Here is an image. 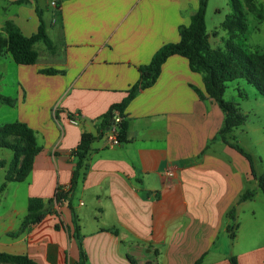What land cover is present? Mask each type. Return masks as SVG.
<instances>
[{"label":"crops","instance_id":"0c3cea01","mask_svg":"<svg viewBox=\"0 0 264 264\" xmlns=\"http://www.w3.org/2000/svg\"><path fill=\"white\" fill-rule=\"evenodd\" d=\"M15 1L0 0V32L10 20L31 36L40 24L38 0ZM51 5L53 14L47 15L58 28L47 33L54 52L47 48L33 65L16 64L10 55L0 58V94L16 100L14 106L0 103V125L12 122L5 117L14 113L36 132L42 147L24 182L1 189L7 167L0 168V251L29 255L38 264H78L81 248L88 264H132L130 257L136 264H194L204 254L203 264H231V256L239 264H264V243L236 255L217 245L223 231L241 227L240 215L253 207L249 202L257 190L253 199L238 200L257 183L246 157L218 138L224 112L214 99L198 96L194 87L205 91L203 76L181 55L168 58L157 81L129 103L126 142L112 145L109 128L93 142L85 178L72 196L80 236L73 235L67 200L19 233L27 214L17 225L22 211L9 200L16 189L24 185L28 199L52 198L59 186L69 189L76 167L71 152L82 133L99 134L102 116L139 81L140 66L163 45L180 41L179 27L190 24L199 0H53ZM214 32L213 38L220 35ZM46 68L63 73L47 75L41 72ZM256 92L232 101L248 120L229 139L253 156L262 174L264 98ZM251 99L255 104L246 106ZM253 134L248 143L242 139ZM12 157L13 152H0L7 162ZM168 167L175 172L171 182L163 179ZM233 206L234 221L226 217ZM251 214L250 222L264 232V215L255 208ZM235 237L231 233L232 241Z\"/></svg>","mask_w":264,"mask_h":264},{"label":"trees","instance_id":"16d2710c","mask_svg":"<svg viewBox=\"0 0 264 264\" xmlns=\"http://www.w3.org/2000/svg\"><path fill=\"white\" fill-rule=\"evenodd\" d=\"M26 0H16V4L25 3ZM209 0H199V7L191 16L188 26H180V41L163 45L153 55L151 61L139 68L140 79L129 90L127 96L117 104H113L102 116V128L98 135L90 132H83L76 148L71 152L75 158L76 167L69 189L58 187L52 198L30 197L28 201V212L24 217L20 232L22 233L32 225L40 223L46 215L53 213L56 204L68 201V206L73 213L74 237L80 236L78 218L74 211L72 201L73 191L83 181L88 169V158L92 151V144L98 138L105 135L107 128L114 124L117 117H120L117 137L121 143L128 140V123L126 120V108L135 98L141 89L151 87L159 78L164 63L173 55H181L188 59L190 68L194 72L202 74L205 91L194 87L201 99H214L225 115L224 124L218 133V138L229 144L249 161L251 174L256 181L258 188L264 194V173L258 174L254 166V158L241 145L229 139V134L236 128L244 125L248 117L242 112L239 104L227 101L224 98L228 83L238 79L246 80L256 89L258 94L264 98V51L251 49L247 41L249 31L248 15L252 14L260 22L264 23V9L256 5L255 0H230L229 5L232 13L227 15L221 23L220 28L228 33L224 47H213L210 44V34L207 31L206 13ZM59 9V5H57ZM38 11L39 27L36 33L31 36L23 34L21 29L13 21H6L3 31L0 32V58L10 55L16 64L33 65L39 58V51L36 45L43 43L54 52V44L50 39L46 22L42 12ZM60 10L56 11V17L61 18ZM214 34L217 36L218 31ZM47 75L61 74L63 71L55 68L41 70ZM242 98L247 97L240 91ZM0 103L14 106L16 100L12 97L0 94ZM73 117V115L71 116ZM120 143V144H121ZM0 148L13 152L10 162L0 159V168H6L5 182L1 189L5 188L8 182H24L33 170L34 162L42 147L38 144L36 132L25 122L15 121L0 125ZM256 190L247 188L240 196L238 202L251 200L255 197ZM226 217L232 221L236 218V207L229 209ZM233 226L228 229L231 230ZM232 232V231H231ZM12 237L16 233L10 234ZM235 232H232V237ZM204 254L194 264H203ZM132 264L135 260L130 257ZM231 264H239L236 256L230 257ZM0 264H38L33 258L26 254H14L0 251ZM78 264H88L86 253L81 248Z\"/></svg>","mask_w":264,"mask_h":264},{"label":"rangeland","instance_id":"374dc122","mask_svg":"<svg viewBox=\"0 0 264 264\" xmlns=\"http://www.w3.org/2000/svg\"><path fill=\"white\" fill-rule=\"evenodd\" d=\"M53 0H38V2H35L36 5H38L46 14L45 22H46V28H48V32L52 35V29L57 30L58 26H52L51 25V19L49 18V14H53V6H56L53 4L51 5ZM256 5L260 8L261 1L262 0H255ZM230 0H209L208 6H207V13H206V24H207V31L210 34V44L213 47H224L225 40L228 37V33L220 28L221 23L224 21L227 15L232 13L231 7L229 5ZM264 9V6H261ZM49 11V12H48ZM55 14V12H54ZM58 23V24H57ZM57 25H60V22H57ZM248 23H249V31L247 33V45L253 49V50H261L264 51V23L260 22L258 19L254 17V15L249 14L248 15ZM215 30H218V33L220 34L218 37L213 38V32ZM37 50L40 54L43 55L42 52L48 51L47 47L43 43H39L37 45ZM242 92L243 94H249L251 95L252 92H256V89L252 87L246 80L244 79H238L235 81H231L228 83V87L226 89L224 98L227 101H234V100H240L241 97L239 95V92ZM257 94V92H256ZM263 103H264V99ZM246 106H249L250 104L254 105V101L251 99V101H245ZM260 113L263 114L262 111ZM6 120H12V122L17 121L16 115L14 113L10 114L9 116L5 117ZM11 123V122H9ZM242 139L246 141V143L249 142V140H254V134L250 137L246 135H242ZM254 149V148H253ZM253 151V150H252ZM258 151L263 152L264 151V142L259 145ZM0 152H6L12 154V151L4 148H0ZM260 159H257V165L258 169L262 170V165L259 162ZM13 186H18V183H13ZM256 184V183H255ZM1 185V184H0ZM23 187L18 190L16 189V197H11L9 200L13 201L15 199V206L17 209H20L22 211L16 220V224L19 225V221L24 217L28 212V197L26 196V189L24 185ZM257 190V195L255 197L254 201H250L249 204H251L253 207H246L245 212L241 213L240 215V221L242 222L241 227L237 231V227H234L236 224L233 225V229L230 231H223L222 234L219 237L218 246L219 250L221 251H227L231 253V255H236L237 253H240V251H243L247 248H257L259 244L264 243V232L257 230V226L255 227V222L251 221L249 218H253L251 211L252 208H255L257 211V215L261 216L264 215V194L263 192L258 188L257 184L253 187ZM14 190V187L11 189V191ZM18 192V193H17ZM59 206V204H56V206ZM235 232L236 237L232 241L231 239V233ZM237 231V232H236ZM212 258V257H211ZM211 258L207 260L210 261Z\"/></svg>","mask_w":264,"mask_h":264},{"label":"built area","instance_id":"2783aa9c","mask_svg":"<svg viewBox=\"0 0 264 264\" xmlns=\"http://www.w3.org/2000/svg\"><path fill=\"white\" fill-rule=\"evenodd\" d=\"M53 4L55 5V3H53ZM120 120H121L120 117H117L114 121V124L109 129V131H110L109 140H110L112 145H119L121 143L117 137V134L119 131L118 124H119ZM71 122L74 124H78L79 119L72 118ZM174 177H175V172L171 167H168L163 173V179L165 182H171Z\"/></svg>","mask_w":264,"mask_h":264}]
</instances>
